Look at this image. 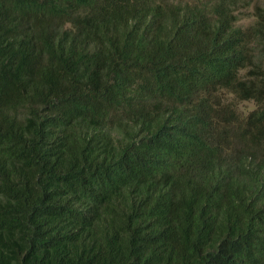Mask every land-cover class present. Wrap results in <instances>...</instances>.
<instances>
[{"label":"trees","instance_id":"trees-1","mask_svg":"<svg viewBox=\"0 0 264 264\" xmlns=\"http://www.w3.org/2000/svg\"><path fill=\"white\" fill-rule=\"evenodd\" d=\"M240 1L0 0V264H264Z\"/></svg>","mask_w":264,"mask_h":264},{"label":"rangeland","instance_id":"rangeland-1","mask_svg":"<svg viewBox=\"0 0 264 264\" xmlns=\"http://www.w3.org/2000/svg\"><path fill=\"white\" fill-rule=\"evenodd\" d=\"M264 9V0H242L234 9L236 15V24L241 26H247L252 23L255 18V12L257 8ZM247 71V67L240 70V74L243 75ZM222 100L235 108L241 114H245L250 111L254 106V101L251 99H240L230 92L221 93Z\"/></svg>","mask_w":264,"mask_h":264}]
</instances>
